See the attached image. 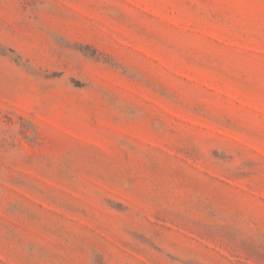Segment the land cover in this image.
I'll return each instance as SVG.
<instances>
[{
    "label": "rangeland",
    "instance_id": "1",
    "mask_svg": "<svg viewBox=\"0 0 264 264\" xmlns=\"http://www.w3.org/2000/svg\"><path fill=\"white\" fill-rule=\"evenodd\" d=\"M0 264H264V0H0Z\"/></svg>",
    "mask_w": 264,
    "mask_h": 264
}]
</instances>
